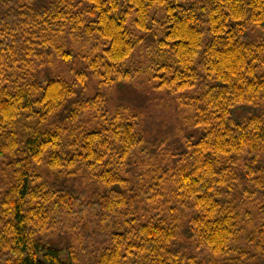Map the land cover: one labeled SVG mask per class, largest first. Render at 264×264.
<instances>
[{"label":"trees","instance_id":"16d2710c","mask_svg":"<svg viewBox=\"0 0 264 264\" xmlns=\"http://www.w3.org/2000/svg\"><path fill=\"white\" fill-rule=\"evenodd\" d=\"M0 7V264H264V0ZM139 49L197 132L178 129L182 149L148 168L149 186L130 185L154 141L139 115L84 95L85 79L127 84ZM90 227L105 238L85 252Z\"/></svg>","mask_w":264,"mask_h":264},{"label":"rangeland","instance_id":"374dc122","mask_svg":"<svg viewBox=\"0 0 264 264\" xmlns=\"http://www.w3.org/2000/svg\"><path fill=\"white\" fill-rule=\"evenodd\" d=\"M2 9L0 7V14ZM154 23L151 28L153 31H157L159 27L163 24V19L161 13H156L154 15ZM260 36L258 30L249 32L248 40L252 41ZM91 47L90 43L85 45V51ZM76 64L78 63V58L75 59ZM151 62V56L144 49H139L135 54L127 61L126 68L138 73L135 74L133 78L127 84L120 85H111L109 87L97 88L93 87L95 82H91L87 79L84 80V85L87 89L85 90V98H92L95 94H98L99 98L105 101V107H119L124 106L134 111L135 114L139 115L141 122V129L146 135L147 139L152 143L147 147V151L142 152L141 154L134 156V161H131L132 166H135L133 171L135 178L131 181L130 185H144L149 186L153 184V181L149 180L151 175L148 168L155 170V164L159 162L163 163V159L167 157V154L172 152L174 149H182L181 142H183V137L180 135L178 129L185 128V135L197 134L191 132L187 125V112L184 108H180L175 103V99L171 98L164 91H159L155 87V82H150V75L148 73V66ZM80 65V64H78ZM83 67V64H81ZM80 69L78 66H74L73 70ZM87 72L86 70H84ZM83 73V71H80ZM80 84H76V88ZM155 87V88H154ZM243 113L246 110H241ZM243 115V114H242ZM177 151V150H176ZM179 151V150H178ZM163 165V164H161ZM172 170V167H170ZM142 178L141 181L138 179ZM86 182V180H83ZM83 185V184H82ZM79 188H84L83 186ZM147 189V188H146ZM238 195L242 196V192H239ZM163 200L168 198L172 200L171 196H166L164 198L158 197ZM146 210L151 212L150 205H147ZM256 205L247 204V209H255ZM178 211H181L182 208L177 206ZM184 221L186 220L183 219ZM187 224L185 223V228ZM85 239L83 250L85 252H90L95 248H99L104 241V232L98 228H92L84 230ZM185 233V230H184ZM78 234L79 231H74L73 236H66L64 238L65 243L69 240V244L66 247L73 245L76 247L78 245ZM186 234V233H185ZM179 245L183 248L190 246L189 240L185 237H182ZM210 258L205 259V263L209 262Z\"/></svg>","mask_w":264,"mask_h":264}]
</instances>
